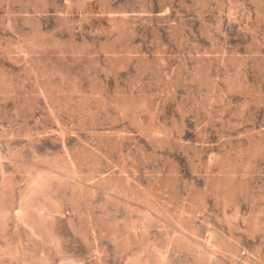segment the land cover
<instances>
[{
  "label": "rangeland",
  "instance_id": "1",
  "mask_svg": "<svg viewBox=\"0 0 264 264\" xmlns=\"http://www.w3.org/2000/svg\"><path fill=\"white\" fill-rule=\"evenodd\" d=\"M34 1L0 0V77L5 74L13 84L11 90H0V151L30 157L36 149L45 154L42 142L61 138L71 141L72 150L104 145V152L108 149L109 156L116 158L117 176L127 165L128 175L136 178L141 189L169 204L171 215L178 211L173 219L176 223L186 220L187 226L198 228V239L210 244L213 256H220L222 264H264V158L254 159L258 168L242 177L244 188L231 205L223 206L210 185L223 161L247 159L243 151L249 141L264 134V0H233L239 8L231 12L234 3L230 0ZM249 12L251 30L241 27L244 22L240 21ZM230 17L239 22L230 24ZM255 35L261 37L257 47ZM34 39H43L48 45L33 47ZM38 68L50 73L57 89L61 87L51 97L35 96V77L30 72ZM198 69L204 70L205 81L195 76ZM239 72L247 73L252 90L224 93L227 79H235ZM125 95L146 99L150 111L139 117L120 115L112 102ZM135 118L147 131H140ZM153 127L163 132L157 138L149 132ZM103 169L109 170L106 165ZM86 170L88 173L90 168ZM104 170V176L111 173ZM25 186L18 176L13 188L18 202ZM201 200L204 208L188 216L190 207ZM70 205L66 203L65 219L75 215L72 206L67 207ZM98 208L96 216L111 218L108 209ZM85 209L81 207V211ZM115 214L120 226L122 208ZM139 216L132 212L135 220ZM161 222L138 225L127 253L119 244L104 240L112 255L108 263L125 264L128 254L131 264H138L137 260L150 258L155 249L167 255V243L182 225L166 228ZM61 228L68 234V250L82 262L87 259L83 263L97 264L98 255L87 242L72 235L66 222ZM3 236L0 247L6 241ZM236 245L235 256L232 249ZM175 251L168 255L172 264H198L200 249ZM6 260L3 262L9 264Z\"/></svg>",
  "mask_w": 264,
  "mask_h": 264
},
{
  "label": "bare ground",
  "instance_id": "2",
  "mask_svg": "<svg viewBox=\"0 0 264 264\" xmlns=\"http://www.w3.org/2000/svg\"><path fill=\"white\" fill-rule=\"evenodd\" d=\"M36 1L37 0H35L34 2L36 3ZM255 1L257 3L259 2V0H255ZM230 3H234V4H230L231 5L230 12L237 10V8H239V6H237L233 0H230ZM242 7L241 9H244ZM164 9H166V7ZM235 18L231 19L230 17L227 19L230 24L231 23L233 24V22L236 20ZM249 18H251L250 12L247 13L246 20L245 19L240 20L244 22V24H242L241 27L243 26L244 29H247V30H251L250 22L249 20L247 21V19ZM114 26L115 25L113 24V27ZM192 31L194 32V30ZM167 35L169 36V34ZM253 38H254L253 43L256 45L255 47H257L259 45V38L261 37L255 35ZM43 39L42 40H37V39L32 40L34 41L32 42L33 47L35 46L36 48L43 49L46 45H48L47 41L45 42ZM178 39L180 40V37ZM260 67H263V66H260ZM200 69H198L199 71L196 70L198 72L197 75L193 71L195 73V76H197L198 80L204 79V70H200ZM54 72L56 71L54 70ZM30 73H32L35 77V86H36L35 87L36 90H34L36 93L35 96L44 95L47 97H51L52 92H54L55 89L58 91L61 88L59 87V89H57L58 86H57V83L54 81L55 79L54 80L52 79L53 80L52 82L51 78L49 79L50 76L48 77L50 73L47 72L43 68L31 70ZM57 73H61V70L57 71ZM206 73L208 72L206 71ZM245 74L246 75H244L242 72L241 73L239 72V75L235 79L228 78L227 85L226 86L223 85L225 86L224 93L237 90L239 92H242L243 94V93H246L252 90L251 85H250L251 82L250 83L248 82V80L246 79L247 73ZM203 81H205V79ZM11 85L13 86L12 81L5 74H2L0 77V90L2 92H6L9 89L11 90V87H12ZM176 85L178 86V84ZM254 93H256V91ZM222 95H226V94H222ZM262 99L263 98L259 97L258 101L261 103ZM112 103L115 109L119 112V114L123 116H126L129 113H133V115H135L136 117L137 116L139 117V114H142L143 112H146V111H150L149 106H148L149 103H147L146 99L142 97H135L133 95H129V96L125 95V96L116 98L114 99ZM32 108L33 107H30V111L32 110ZM132 117L133 116H131V118ZM135 119L137 120V126L140 129V131L141 130L147 131L145 125L141 121H138L140 119L138 118H135ZM149 132L152 136H155L156 138L159 136L160 133H163L162 131H160V128L158 129L156 127H153L151 131L149 130ZM260 137H261L260 139L249 141L250 143L247 146V148L246 149L243 148L244 149L243 153L248 154L247 159L240 161V159H243V158H240L238 161L236 160L234 162L233 160L232 161L226 160L223 162L221 161L222 162L221 166H219L220 164L218 165L219 166L218 176L215 179L213 178L211 179L212 184L210 182L209 183L211 187L213 186V188L215 189L214 190L212 188L214 194L216 191V197L222 203L223 206L224 205L226 206L228 204L231 205V203L238 201L237 198L242 193V190H243L242 188H244V183L246 182V181L244 182L242 177L245 175H249V173H252L253 171L255 172V170H257L258 167H256L257 165L254 164L255 158L257 157L264 158V134H262V136ZM69 141L70 140H68V142ZM68 142L64 140V138H61L60 140H57V139L56 140L50 139L46 141L44 140V142L40 144L42 145L43 149L46 150V153L40 154L36 151V149H34L35 152L30 157H26L20 152H13V153H10L9 155H4L0 151V235H4L3 237L4 239H6V241L3 242L4 244H2V246L0 247V264H6L3 262V260H6V259L9 261V264H86L83 262L84 261L86 262L87 259L82 262L78 260L72 254V252L68 250L66 246L67 245L66 240L68 236L66 237L65 235L67 234L66 231L62 232L63 230L61 228V225H63V223L65 222L67 223L68 228L72 232V235L73 234L80 235L84 239V241L87 242L90 249L93 252H95L96 255H98V259L96 260L97 264H109L108 258L110 259L109 256H112V255L110 254L111 252L109 253V249H108L109 247L107 248L105 247L106 244H103L104 240H108L109 242L111 240L114 243L119 244L121 246L120 248L124 251V253L125 252L127 253L129 251L128 250L129 247L132 246L131 243L134 238L133 237L134 233L138 228V225L141 226L145 224H156L158 222L160 224L161 221L163 222L166 228H171V227L173 228L174 226V229H175V227L179 228L180 227L179 225H182V229L178 231V234H176L173 240L171 239L172 241L168 242L167 240L168 242V243L166 242L167 248H168L167 255H164V253H161L162 251H158L157 249H155L150 258H147V259L140 258L139 260H137L138 264H172V260L168 255L171 254L173 250H176L177 252L179 250H190L191 251V249L193 248L200 249V252L197 255L196 260H195L198 264H213L214 261L216 262V264H222L220 256H213L215 252L211 250L212 248L210 249V244L206 241H205L206 243L205 242L203 243L198 239L199 238L198 228H196L195 225L187 226L186 220L185 221L178 220L179 222H177L178 223V226H177V223L173 219L176 218L174 215L178 211H176L173 215H171V212L169 209L170 207L168 206L169 204L164 203V201L162 202V200L159 197L153 196L152 193L148 189H141L143 187H141V185H139L136 182V178L134 177L132 178L131 175L130 176L128 175L129 169L126 167L127 165L125 166L122 165L123 167L120 171L122 175L118 174L119 176H117L116 171L118 170L116 169V165H115L116 161H114L116 158H114L113 160L109 156V153L107 152L108 149H106L107 151L104 152L105 148L102 149V146L104 145H101V147H99L98 145V148L95 147L96 149H93L91 147L85 148L83 145L84 149H82L83 148L82 147L80 148V150H76V149L72 150L73 148L69 145ZM75 144H77V142H75L73 145ZM103 165H106L109 168L108 171H111V173L108 176H104L103 174L104 173ZM86 167L90 168L88 173L86 172L87 171ZM108 171H105V172L107 173ZM173 173H175V170L173 171ZM18 176L21 177V179L25 182V185H26L25 186L26 189L24 190V192L20 194L19 202L15 199L16 191L14 192V189H13L18 185ZM95 177H97L98 180L92 182V180H94ZM210 190L208 189V191ZM68 202L71 205L67 207L72 206L73 210L75 211V215L73 218H70V219L67 218L68 219L67 220L64 217V213L66 212L64 211V209L66 207V203ZM200 203H198L197 206L194 205L190 207V209L188 210L189 212L188 216L190 215L193 216L198 212V210L204 208L203 207L204 201L201 200ZM16 204H17V207H16ZM84 206L86 207V209L82 210L83 211L82 212L81 207L84 208ZM98 207L108 209L106 210L107 214L112 219L104 218L102 217L103 215L96 216L95 209H97ZM119 208H122L124 212V216H123L124 219L120 226L118 225L119 220L117 219V217L115 216L113 217V215L116 213V211H118ZM15 209H17L18 211H16ZM98 210L100 209L98 208ZM133 211H136L140 215L139 218L137 217V220H135L132 217ZM181 218H184V217H181ZM254 229H257V228H254ZM201 244H204V246ZM117 247L119 246H116L115 249L118 251L119 248ZM238 247L236 245L232 249V253L235 256L238 252ZM223 250H225V248ZM119 252H120V249H119ZM131 256L126 254V258H125L126 263L124 262L125 264H131V260H132ZM116 257H119V256H116ZM83 259H85V257ZM88 262L89 260L87 261V263Z\"/></svg>",
  "mask_w": 264,
  "mask_h": 264
}]
</instances>
